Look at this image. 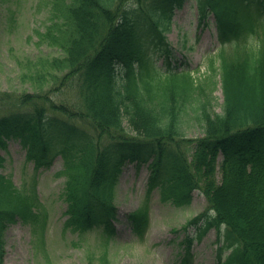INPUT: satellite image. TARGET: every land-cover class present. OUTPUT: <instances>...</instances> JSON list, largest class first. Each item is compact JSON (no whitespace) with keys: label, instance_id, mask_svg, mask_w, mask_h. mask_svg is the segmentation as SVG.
<instances>
[{"label":"trees","instance_id":"16d2710c","mask_svg":"<svg viewBox=\"0 0 264 264\" xmlns=\"http://www.w3.org/2000/svg\"><path fill=\"white\" fill-rule=\"evenodd\" d=\"M185 1L71 0L67 15L72 30L59 72L49 90L15 99L24 113L0 118V150L14 136L38 166L63 157L69 176L67 225L75 230L97 223L110 226L112 193L122 166L152 158V186L163 183L180 200L188 201L196 189L205 195L207 211L214 212L207 228L225 224L228 239L241 247L227 264H264V50L232 59L221 51V72L211 60L224 94L221 112L215 111L216 81L200 83L191 72L177 71L163 43L174 11ZM197 2L202 16L214 14L223 45L253 33L264 13V0ZM152 44L164 47L170 72H156ZM61 85L69 103L51 96L58 95L54 89ZM187 118L203 122L202 137L185 138L182 123ZM126 122L138 138L127 134ZM2 163L0 154V167ZM163 169L169 171L165 178ZM0 196L12 199L0 207L3 264V231L24 218L37 198L20 196L17 202L1 175ZM130 219L139 221L135 215ZM191 239L186 238L188 247ZM190 262L188 254L183 264Z\"/></svg>","mask_w":264,"mask_h":264},{"label":"rangeland","instance_id":"374dc122","mask_svg":"<svg viewBox=\"0 0 264 264\" xmlns=\"http://www.w3.org/2000/svg\"><path fill=\"white\" fill-rule=\"evenodd\" d=\"M68 3L69 0H0V97L4 96L6 103L22 92L49 90L52 76L59 72L57 67L62 65L65 56V38L72 30L65 18ZM185 32L188 40L183 47ZM168 37L171 47L177 51L176 59L184 63V68L187 64L191 70L198 69L196 75L201 77L209 72L207 61L218 53L220 46L211 14L202 20L196 6L188 4L179 12L177 24L172 25ZM248 42L260 44L257 37ZM162 61L163 56L158 64ZM63 87L54 91L62 95ZM51 96L55 100L61 98L55 93ZM62 96L70 102L66 95ZM214 96L215 110L220 111L223 103L220 85ZM3 104L0 102V111L9 108ZM187 119L188 123L182 124L186 137L192 138L199 133L203 122ZM6 145L1 151L0 175L11 184L17 202L20 196L34 190L44 207L31 202L24 220L20 218L5 228L2 233L4 264H178L181 230L188 220L206 208L204 195L199 191L193 193L189 204L181 206L175 205L172 199L163 200L160 189L147 195V165L128 164L115 189L114 204L118 211L113 230L107 231L101 225L85 233L73 232L65 226L66 177L60 174L63 160L57 157L50 167L36 169L35 162L27 159L20 139L10 138ZM11 202V198L0 196V207ZM145 205L150 226L140 238L126 216ZM221 236L222 233L212 228L195 243L194 264H222L230 250L225 249L221 262L217 263L218 247L224 243Z\"/></svg>","mask_w":264,"mask_h":264}]
</instances>
